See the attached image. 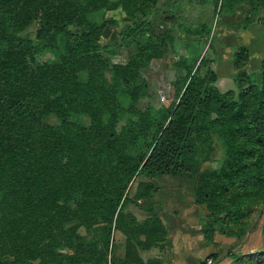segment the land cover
<instances>
[{
    "label": "trees",
    "instance_id": "obj_1",
    "mask_svg": "<svg viewBox=\"0 0 264 264\" xmlns=\"http://www.w3.org/2000/svg\"><path fill=\"white\" fill-rule=\"evenodd\" d=\"M199 1L230 17L259 12L264 28V0ZM162 2L0 0V264H160L141 252L164 248L168 230L153 212L142 222L127 210L130 189L138 177L185 172L209 213L206 237L246 243L232 264H264V60L249 71L239 47L237 90L221 91L212 26H177L176 14L160 22ZM106 30L129 51L125 63L112 61ZM172 53L177 101L165 106L148 73ZM217 139L223 163L204 168ZM156 190L141 182L135 199ZM258 217L263 247L248 251ZM115 239H126L123 259Z\"/></svg>",
    "mask_w": 264,
    "mask_h": 264
},
{
    "label": "rangeland",
    "instance_id": "obj_2",
    "mask_svg": "<svg viewBox=\"0 0 264 264\" xmlns=\"http://www.w3.org/2000/svg\"><path fill=\"white\" fill-rule=\"evenodd\" d=\"M190 4L189 6H200L201 11L203 10V6H214V4H211L210 2L202 4L199 0H190ZM171 8L173 9L170 10ZM181 8L182 7L180 5L172 3L171 0H163V5L159 10V21H165V19L169 18L172 14H176L177 16L175 17V22H177V26L179 25L189 28L193 25L199 24L194 23L195 21H192L193 23L188 22V18L190 17V13L188 12H183L178 15L177 10ZM212 10L213 14L212 19H210L211 24L209 25L213 28V36L216 40L214 42L215 51L209 52V56L213 60L212 68H214L219 75L217 84L220 86L219 88L221 91H236L237 87L233 76V72L235 71L236 73L234 66V53L235 49L237 50L239 47L237 46V48H234L233 51V48H231L233 45H231V43L234 45L242 44L241 47H247L249 49L251 61L247 69L251 70V72H256L255 70H258L260 67L261 57H264V28L260 24V17L262 14L259 12H247L246 10H240L230 17L222 14L220 6L218 9L214 6ZM88 17L92 20L98 19L102 17V13L90 15ZM200 19L206 20L205 17H201L199 20ZM36 28L37 26L32 27L29 30V34L34 33ZM156 28L157 31L160 32L163 28L162 23L156 22ZM103 38L105 43H108L112 47H116L117 54L111 58L112 61L116 63H125L128 60L130 53L126 48L118 46L120 41L119 36L111 30H106ZM44 59H52V57L50 55H46ZM175 59L176 55L172 53L167 57L164 66L155 64L151 72L148 73L155 88H157L160 93L161 104L165 106H170L172 103L177 101L174 96V90L169 85L170 82L174 81L177 77V72L172 69ZM80 77L82 81L87 80L86 73H82ZM108 77L110 78L111 75L108 74ZM45 121L51 125L58 124L55 116H49L45 118ZM82 124L89 126L90 118L88 116H84L82 118ZM215 150L216 152L213 161L206 163L204 168L217 170L221 167L225 158V153L222 144L218 139L215 143ZM148 181L153 183L157 190L153 191L151 197L146 200H136L135 195L138 191L139 184L141 182ZM129 199L130 203L128 204L127 210L133 213L139 221L143 222L149 214H151V212H153L152 214L159 216L158 210L161 208L170 205L177 208V206H182L191 202L195 203V181L192 179L191 175L186 172L183 174L162 175L153 180L146 177H138L135 183L131 186ZM208 218L209 213L207 214V219ZM262 220L263 219H261V217H258L256 229H253L252 233L247 236L248 238L246 242L248 243V251H255L263 247V238L260 233L261 226H259L262 225ZM97 229L98 228H94V230ZM80 232L83 235H86L89 241L94 237L93 233L88 231L85 227L81 228ZM238 245H240V247H237L239 250L245 248L242 241H239V244L236 246ZM125 250L126 239H115L114 256L117 257L116 254L119 251H124L125 253ZM3 259L9 260L10 257L5 256Z\"/></svg>",
    "mask_w": 264,
    "mask_h": 264
},
{
    "label": "crops",
    "instance_id": "obj_3",
    "mask_svg": "<svg viewBox=\"0 0 264 264\" xmlns=\"http://www.w3.org/2000/svg\"><path fill=\"white\" fill-rule=\"evenodd\" d=\"M171 2L182 7L177 10L178 15L183 12L190 13L188 22L193 23L195 21L194 23L205 22L211 24L210 19H212V9L214 6H203V10L201 11V7L198 5L189 6L190 0H171ZM201 17H205L206 20H199ZM231 45H233L231 47L233 51L237 46H242V44L234 45L233 43ZM262 60H264V57H261ZM233 73L234 76L236 73L235 71ZM158 214L168 230V240L164 248H154L141 252V257L145 262L153 261L160 264H205V261L214 255L215 264H232L231 250L240 247L241 244L236 246L239 244V240L227 237L218 230L215 232L212 241L206 237L205 229L208 222V210L205 206L194 202L177 206V208L170 205L159 209ZM242 243L244 242L242 241ZM124 254V251H119L116 255L119 259H123Z\"/></svg>",
    "mask_w": 264,
    "mask_h": 264
},
{
    "label": "built area",
    "instance_id": "obj_4",
    "mask_svg": "<svg viewBox=\"0 0 264 264\" xmlns=\"http://www.w3.org/2000/svg\"><path fill=\"white\" fill-rule=\"evenodd\" d=\"M206 264H215V260L213 258H208Z\"/></svg>",
    "mask_w": 264,
    "mask_h": 264
}]
</instances>
